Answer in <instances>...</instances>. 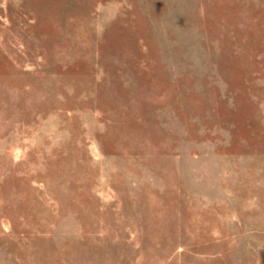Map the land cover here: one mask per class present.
Returning <instances> with one entry per match:
<instances>
[{
  "label": "rangeland",
  "instance_id": "374dc122",
  "mask_svg": "<svg viewBox=\"0 0 264 264\" xmlns=\"http://www.w3.org/2000/svg\"><path fill=\"white\" fill-rule=\"evenodd\" d=\"M0 264H264V0H0Z\"/></svg>",
  "mask_w": 264,
  "mask_h": 264
}]
</instances>
